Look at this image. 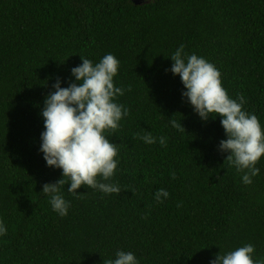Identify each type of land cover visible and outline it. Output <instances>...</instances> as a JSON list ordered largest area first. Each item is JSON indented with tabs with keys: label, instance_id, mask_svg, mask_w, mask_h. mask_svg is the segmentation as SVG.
<instances>
[{
	"label": "trees",
	"instance_id": "16d2710c",
	"mask_svg": "<svg viewBox=\"0 0 264 264\" xmlns=\"http://www.w3.org/2000/svg\"><path fill=\"white\" fill-rule=\"evenodd\" d=\"M180 45L213 63L264 127V0H0V264H106L117 250L140 264H209L248 243L264 257V156L245 185L218 150L220 117L202 121L179 75L165 71ZM108 53L125 90L116 102L129 110L106 133L119 160L107 182L121 191L82 185L73 195L65 183L60 217L41 192L62 178L38 151L44 100L57 79L74 80L81 56ZM149 133L166 146L144 143Z\"/></svg>",
	"mask_w": 264,
	"mask_h": 264
},
{
	"label": "clouds",
	"instance_id": "9594fccd",
	"mask_svg": "<svg viewBox=\"0 0 264 264\" xmlns=\"http://www.w3.org/2000/svg\"><path fill=\"white\" fill-rule=\"evenodd\" d=\"M166 57L173 63L165 71L179 75L184 86L182 98L200 119L207 121L210 117H220L227 138L219 142L218 150L229 153L226 159L243 173L242 182L251 184L252 177L260 172L256 165L264 156V127L255 114L244 109V95L231 98L222 86L216 66L195 53H185L183 45ZM81 59L80 65L71 68L74 80L67 87H61L62 81L57 79L52 85L54 91L45 97L41 111L44 130L38 151L43 154L47 166L62 170V178L44 184L41 192L60 217L67 216L70 208V202L61 195L65 183H70L67 191L73 195L78 194L77 189L82 185L104 194L121 191L118 184L107 182L116 174L119 160L116 143L106 135L110 131L115 133L120 121L129 115L128 108L116 102L125 91L114 85L120 61L112 53L96 63L83 56ZM171 124L178 127L174 120ZM141 139L146 144L157 141L161 146L167 144L166 137H154L150 133ZM169 195L164 188L157 189L154 194L159 202ZM7 233L6 224L0 220V237ZM220 253L215 254L209 264H264V257L254 259L255 246L251 243ZM106 264H140V261L131 251L117 250L115 259Z\"/></svg>",
	"mask_w": 264,
	"mask_h": 264
},
{
	"label": "water",
	"instance_id": "95a60500",
	"mask_svg": "<svg viewBox=\"0 0 264 264\" xmlns=\"http://www.w3.org/2000/svg\"><path fill=\"white\" fill-rule=\"evenodd\" d=\"M136 4H139L142 2V0H133Z\"/></svg>",
	"mask_w": 264,
	"mask_h": 264
}]
</instances>
